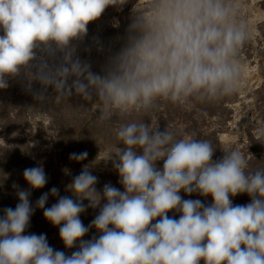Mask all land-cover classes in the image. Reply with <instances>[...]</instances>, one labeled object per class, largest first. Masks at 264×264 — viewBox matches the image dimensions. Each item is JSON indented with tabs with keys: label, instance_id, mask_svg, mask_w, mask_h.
Instances as JSON below:
<instances>
[{
	"label": "clouds",
	"instance_id": "clouds-1",
	"mask_svg": "<svg viewBox=\"0 0 264 264\" xmlns=\"http://www.w3.org/2000/svg\"><path fill=\"white\" fill-rule=\"evenodd\" d=\"M127 0H0V89L9 78L23 77L34 99L80 96L98 99L105 115L148 111L157 100L181 106L195 99L214 101L238 91L243 78L239 53L249 39L247 21L237 0H137L127 43L111 56L102 73L78 55L88 24L106 8ZM117 137L125 147L109 154L123 191L105 184L97 191L94 165L66 185L76 200L53 187L35 206L31 192L17 189L15 208L0 216V264H264V169L248 172L237 149L221 159L208 140L185 136L147 122L122 126ZM86 151L69 159H87ZM163 161L162 167L158 162ZM32 189L48 182L43 166L26 168ZM186 194L212 197L183 199ZM247 194L251 202L234 205L230 197ZM58 197L45 207L49 196ZM106 200L86 227L79 216ZM36 208L53 226L66 248L54 250L46 234H25ZM169 212L179 213V219ZM159 217V219H157ZM153 221H155L153 223ZM90 227L100 233L82 240Z\"/></svg>",
	"mask_w": 264,
	"mask_h": 264
},
{
	"label": "rangeland",
	"instance_id": "rangeland-1",
	"mask_svg": "<svg viewBox=\"0 0 264 264\" xmlns=\"http://www.w3.org/2000/svg\"><path fill=\"white\" fill-rule=\"evenodd\" d=\"M137 0H127L122 7L110 6L105 9L100 18L88 25L91 29L89 42L92 45L104 46L105 50L97 51L103 59L104 65L99 69L102 73L111 55L117 54L127 43L128 29L133 21V7ZM243 17L247 21L249 39L239 53L243 68V78L238 91L230 96L214 101L191 100L188 105L181 106L166 100H157L148 111L131 110L128 112H112L104 114L101 102L95 103L93 110L87 116L66 114L62 117L65 121V130L75 129L76 134L85 136L76 143L67 139L68 133L61 131L53 123L52 117L44 115L39 110H27L18 129L14 123L18 119L14 114L15 104L2 100L0 97V216L3 209L15 208L19 202L16 195L18 185L20 189L31 192L30 200L35 206L36 201L43 193H48L51 188L59 189L60 196H69L76 200L66 185L71 183L73 177L78 175L85 164L94 165L90 170L98 177L97 191L102 192L105 184H111L123 191L119 183V174L113 167V161H104L109 154H115L124 145L117 137L118 130L132 122H147L160 131L168 129L173 132L175 139L192 136L197 139L208 140L216 152L213 160L221 159L223 151L229 149L239 150L249 162L248 172L264 169V0H237ZM0 35H3L0 29ZM108 35L107 37H105ZM98 48V47H97ZM94 49H96L94 47ZM89 45L81 46L78 54L82 60L91 63L92 68L97 63ZM85 129V131H84ZM87 131V132H86ZM83 134V135H84ZM79 136V135H77ZM86 151L87 159L76 162L69 159L71 153ZM43 166L48 177L47 184L42 189H32L25 181L23 172L26 168ZM163 161L158 162L162 167ZM183 199H200L205 205L212 204V197L200 196L193 193L186 194L181 190ZM234 205H246L251 198L245 194L230 197ZM58 197L49 196L45 207H51ZM106 200H101L95 208L87 207L88 200L83 204L86 210L79 218L88 227L99 214ZM170 217L179 219V213L169 212ZM159 219V217H157ZM155 221H153L154 223ZM59 227L53 226L44 218L43 209L36 208L31 218L30 227L25 234H46L49 245L66 256L79 250L80 241L72 248H66L59 236ZM100 233L95 227H90L82 240H91ZM200 264H204L201 260Z\"/></svg>",
	"mask_w": 264,
	"mask_h": 264
},
{
	"label": "trees",
	"instance_id": "trees-1",
	"mask_svg": "<svg viewBox=\"0 0 264 264\" xmlns=\"http://www.w3.org/2000/svg\"><path fill=\"white\" fill-rule=\"evenodd\" d=\"M90 24L92 25V22H90L88 25ZM90 32L91 29L88 28L87 35L84 37V39L80 42H77L78 54L80 53L81 46L83 45H89V49L90 48L92 49V47L94 49L95 47L96 49H94L93 52H91L89 55L90 56L96 55L97 63L95 67L92 68V70L94 72L99 73L100 70L99 68L102 65H104V61L103 59L101 61V57L96 53L97 51L105 50L106 48L104 46L92 45L89 42ZM107 36L108 35H106L105 37ZM114 53L115 51L111 56H114L115 55ZM8 83H9L8 88L0 89V97L4 94H7V97L2 98V100L8 101V99H11V102L16 106L13 110L15 116L18 119L14 123L15 126L13 128V131H15V129H18L19 126L23 125L20 117H24V115L27 114L26 112H28L27 110H35V109L39 110V112L41 113H44V115L47 116L49 115L50 117H52L53 123H55L61 131H66L65 130L66 124L65 121H63L62 119L64 115L77 114V115L87 116L93 110L95 103L100 102L98 99L95 98L91 101H86L82 99L80 96H72L70 98L57 99L54 90L51 87L47 89L46 95L48 96V98L43 101H38L34 99V95L37 92L42 91V86L39 83L33 82L31 86V90H29L27 81L23 77L9 78ZM67 133H68V135L66 136L67 139L73 143H76L75 137H79L80 141L83 139V137L86 138L89 137L87 135L85 136L84 132L76 134V131L75 129H73V127L70 130V132Z\"/></svg>",
	"mask_w": 264,
	"mask_h": 264
}]
</instances>
